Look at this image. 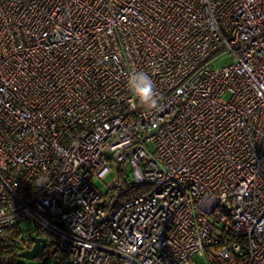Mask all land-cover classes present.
Returning <instances> with one entry per match:
<instances>
[{"label": "built area", "instance_id": "built-area-1", "mask_svg": "<svg viewBox=\"0 0 264 264\" xmlns=\"http://www.w3.org/2000/svg\"><path fill=\"white\" fill-rule=\"evenodd\" d=\"M21 223L64 264H264V0H0V235Z\"/></svg>", "mask_w": 264, "mask_h": 264}, {"label": "clouds", "instance_id": "clouds-1", "mask_svg": "<svg viewBox=\"0 0 264 264\" xmlns=\"http://www.w3.org/2000/svg\"><path fill=\"white\" fill-rule=\"evenodd\" d=\"M127 88L130 93L129 102L133 107L139 105L148 110L160 109V96L155 82L144 71H132L129 73Z\"/></svg>", "mask_w": 264, "mask_h": 264}, {"label": "trees", "instance_id": "trees-1", "mask_svg": "<svg viewBox=\"0 0 264 264\" xmlns=\"http://www.w3.org/2000/svg\"><path fill=\"white\" fill-rule=\"evenodd\" d=\"M125 175H126V167L122 166L119 169V177H120V182H124L125 180ZM142 191L140 187H130L128 191L125 193V195H137ZM43 235H47L46 231L42 230L41 231ZM19 231L17 227H10L6 229L1 235H0V253L1 254H7V253H12L15 251L16 247V241H17V235ZM22 237H24L22 235ZM23 239V238H21ZM30 245L28 244L27 247ZM58 253V258L60 259V262L64 261L63 255L61 252L57 249V247L51 243L50 248L42 255L49 254L48 256ZM41 255V256H42Z\"/></svg>", "mask_w": 264, "mask_h": 264}, {"label": "rangeland", "instance_id": "rangeland-1", "mask_svg": "<svg viewBox=\"0 0 264 264\" xmlns=\"http://www.w3.org/2000/svg\"><path fill=\"white\" fill-rule=\"evenodd\" d=\"M114 176H115V173H111V174L106 175L103 178V181L98 179L95 183L96 187L105 192L106 184H108L113 179ZM32 227H33L32 224H29V225H25L24 223L20 224V227L18 229L19 233L17 235L18 239L23 238L20 241V244H21L20 246L23 247L27 241L26 239L27 237H22V235H24V232H27V233L30 232L32 230ZM47 238L50 239L51 236L47 234ZM49 243H50V240H49ZM48 255L49 254L42 255L36 258H25V257H19L16 254L15 259L18 264H64L65 262V261L60 262V259L58 258V253L52 254L50 256Z\"/></svg>", "mask_w": 264, "mask_h": 264}, {"label": "water", "instance_id": "water-1", "mask_svg": "<svg viewBox=\"0 0 264 264\" xmlns=\"http://www.w3.org/2000/svg\"><path fill=\"white\" fill-rule=\"evenodd\" d=\"M31 245L17 253L19 257L25 258H36L39 257L45 246L47 245V240L45 237L38 235H31L29 238Z\"/></svg>", "mask_w": 264, "mask_h": 264}, {"label": "flooded vegetation", "instance_id": "flooded-vegetation-1", "mask_svg": "<svg viewBox=\"0 0 264 264\" xmlns=\"http://www.w3.org/2000/svg\"><path fill=\"white\" fill-rule=\"evenodd\" d=\"M38 236L45 237L42 233H39ZM26 244L31 245L30 240H27V241H26ZM50 244H51V243L47 242V245L45 246V248L43 249V251L41 252V254H40L39 256H41L42 254H44V253L49 249Z\"/></svg>", "mask_w": 264, "mask_h": 264}]
</instances>
